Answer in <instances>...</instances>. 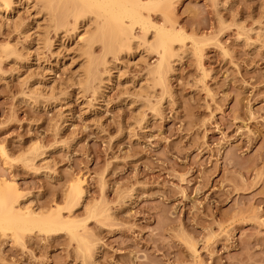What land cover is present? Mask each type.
<instances>
[{
	"label": "rangeland",
	"instance_id": "1",
	"mask_svg": "<svg viewBox=\"0 0 264 264\" xmlns=\"http://www.w3.org/2000/svg\"><path fill=\"white\" fill-rule=\"evenodd\" d=\"M152 19L184 36L166 78L135 52L85 91L71 27L35 0L0 15V48L23 46L0 57V188L96 247L0 230V264H264V0H174Z\"/></svg>",
	"mask_w": 264,
	"mask_h": 264
},
{
	"label": "bare ground",
	"instance_id": "2",
	"mask_svg": "<svg viewBox=\"0 0 264 264\" xmlns=\"http://www.w3.org/2000/svg\"><path fill=\"white\" fill-rule=\"evenodd\" d=\"M35 1L41 4L42 11L55 29L67 31L68 27H71L70 36H77L74 44L85 61L83 74L80 73L83 77L80 82L77 80L83 87L82 90L93 86L95 80L103 82L104 78L99 76V65L103 66L105 74L109 75L111 68L118 65L116 61H130L135 52L141 56L144 52L155 51L158 55L157 62L147 74H155L160 80L166 78L172 69V62L177 60L171 45L174 41H183V33L171 25L168 28L156 24L152 19V14L159 10L164 13L171 11L174 0ZM29 2L30 0H0V15L9 14L17 3L28 5ZM135 28L142 33L141 36L134 34ZM44 37L43 40L51 45L48 38ZM95 44L101 45L100 56L94 55ZM15 45L9 44L0 48V57L17 59L23 53V46ZM109 54L112 56V62L107 59ZM68 188L66 198L70 208L80 203L83 197L80 179H76ZM27 201H21L16 189L8 185L0 188L1 231H11L17 240H21V234L26 230L37 229L45 233L65 230L78 242L87 256L96 250L91 240L80 232L83 224L65 218L59 211L33 210L26 205Z\"/></svg>",
	"mask_w": 264,
	"mask_h": 264
}]
</instances>
